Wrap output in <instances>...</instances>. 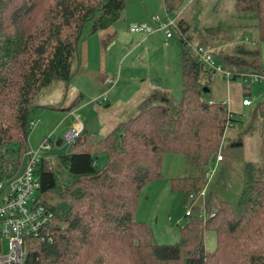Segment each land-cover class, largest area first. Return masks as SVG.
Instances as JSON below:
<instances>
[{"label":"trees","instance_id":"obj_1","mask_svg":"<svg viewBox=\"0 0 264 264\" xmlns=\"http://www.w3.org/2000/svg\"><path fill=\"white\" fill-rule=\"evenodd\" d=\"M126 1L0 0V165L15 166L27 147V124L38 95L53 87L68 93L83 30L89 25L92 34L110 27ZM224 1H214L203 24L192 17L197 24L182 15L187 0H163L176 17L172 38L181 49L182 97L175 101L153 88L138 101L137 114L118 121L101 138L81 131L60 156L68 174L62 186L40 162L39 193L52 191L50 199L56 201H42L53 215L38 236L28 238L24 264H264V100L244 106L250 111L237 138L228 142L238 147L246 136L258 138L259 158L244 164L237 208L208 196L212 216L203 219L199 204H190L180 240L170 245L155 241L150 226L135 219L142 189L161 177L164 154L178 152L197 167L196 174L170 179L171 188L187 199L204 185L206 167L212 168L227 129L239 121L224 101L205 98L203 88L209 91L210 75L217 72L194 48L208 49L213 63L230 72L222 74L226 80L264 67L256 39L247 44L245 36L247 29L254 30L264 41V0ZM113 38L115 33L107 35L106 46ZM225 40L227 48L217 50ZM81 99L78 93L55 108L72 111ZM100 155L106 157L101 166ZM208 228L216 234L212 252L204 248Z\"/></svg>","mask_w":264,"mask_h":264},{"label":"rangeland","instance_id":"obj_2","mask_svg":"<svg viewBox=\"0 0 264 264\" xmlns=\"http://www.w3.org/2000/svg\"><path fill=\"white\" fill-rule=\"evenodd\" d=\"M214 1L187 0L186 3L190 5L186 10H184L185 7L182 8V15L188 16L191 21L195 17L203 24L205 19H209ZM225 2L226 0L224 4ZM124 8L119 19L110 27L96 32L104 40L109 33H115V38L107 44L106 48L99 50L103 59V64L100 58L98 60L99 71L94 75L86 71L84 72L86 77L79 72L71 79L68 97L63 103L64 107L78 93L82 95L80 103L72 111L49 110L42 107L31 110L30 120L35 121L36 124L28 130L27 148L37 150L43 138L51 139V148L44 156V166L55 172L58 186L64 185L68 178L66 168L60 162V156L67 154L71 148L72 141L67 138L68 133L80 130V132L89 133L93 138H101L116 127L118 121L137 114L138 101L146 97L153 88L170 93L175 101L182 97L181 49L176 39L166 40L162 33L157 32L147 35L129 31L132 24L149 23L151 17L163 16L166 10L163 0H127ZM87 31H89V25L81 35H86ZM245 33L247 44H252L256 39L257 46L261 50L260 61L264 66V41L257 40L254 30L252 32L247 29ZM227 43L228 41L225 40L222 44H218L217 50H220L222 46L227 48ZM210 77V89L205 93V98L224 101L239 121L226 131L227 139L221 152L223 160L221 162L214 160L212 168L206 167V182L200 188L205 191V196L197 198L195 202L202 210L200 216L203 219L212 216L206 205L208 196L214 198L213 200L228 201L234 208L238 207V196L244 184V164L246 161L255 162L259 158L258 138L256 134L246 136L244 144L238 147H229L228 142L237 138L242 122L250 111V108L241 104L243 97L249 93L248 97L252 100V105L264 100V86L252 84L248 87L242 76L234 81L226 80L220 73L211 74ZM108 78L116 83L106 85L104 81ZM50 92L51 90H44L35 102L40 104L42 100H46L48 103L57 104L58 91L53 90L51 95ZM58 141H61L60 145L56 144ZM105 160L106 157L100 155L97 162L101 166ZM161 164V177L150 182L141 191L135 219L144 221L150 226L155 241L170 245L180 240L179 229L187 222L185 214L192 203L190 198L185 199L184 192L171 188L170 179L196 174L198 169L178 152L164 154ZM38 196L41 201L47 199L50 204L56 201L50 199L52 191L40 192ZM204 234V248L212 252L216 247L214 229L208 228ZM105 263L115 264V261Z\"/></svg>","mask_w":264,"mask_h":264},{"label":"built area","instance_id":"obj_3","mask_svg":"<svg viewBox=\"0 0 264 264\" xmlns=\"http://www.w3.org/2000/svg\"><path fill=\"white\" fill-rule=\"evenodd\" d=\"M175 18L165 10L163 16L155 15L151 17L149 23L130 25L129 31L147 35L160 32L168 40L174 36L173 32L177 30ZM194 49L202 63L213 68L217 73L226 77L230 76V72L213 63L208 49L202 47ZM243 79L248 87L252 84L264 86V67L260 72L245 74ZM115 83L111 78L105 79L106 85ZM241 104L251 106L252 100L248 96L243 97ZM35 124V121L29 120L27 125L30 128ZM79 133L80 130L70 132L67 138L72 141ZM43 139L37 150H29L26 147L15 166L0 165V264H24L27 256L28 238L38 236L53 215L38 196L41 186L38 167L40 162L45 160L44 156L51 148V139L49 137ZM222 160V154H217L216 161ZM204 196L203 189H200L196 196L191 194L189 197L192 200L191 205L196 202L197 198H204ZM191 205L187 215L192 213Z\"/></svg>","mask_w":264,"mask_h":264},{"label":"crops","instance_id":"obj_4","mask_svg":"<svg viewBox=\"0 0 264 264\" xmlns=\"http://www.w3.org/2000/svg\"><path fill=\"white\" fill-rule=\"evenodd\" d=\"M98 31L99 30H97L96 32ZM96 32L90 34L89 31H87L86 35L84 34L83 36L82 35L79 36L77 46H76V52H77L76 58L74 59L73 64H72L74 71H73V75L71 76V79L73 78V76H75L76 73L79 74V72H82L80 74L83 77H86L87 75L84 73L86 71L93 73L92 75H94V73L96 74V72L99 71L98 60L99 58L101 62L103 60L101 58V53L99 54V50L100 48H106V44H105L104 38L97 35L99 33L96 34ZM157 33H160V32H157ZM100 42H101V46H100ZM101 64H103V62ZM71 79H70V84L72 82ZM72 88H73V85H72ZM53 90L58 91L59 100L56 102L57 104H53V103L51 104V103H48V101L46 100H42L40 104H37V106L33 108L42 107V108H46L49 110H57L55 108L57 106L64 107L63 103L66 101V98L68 97L67 96L68 93L63 95L62 88L60 87L51 88V92ZM51 92H50V95H51ZM50 95H48V97H50ZM50 104L51 106H49ZM49 107H52V108H49ZM39 122H41V120H39Z\"/></svg>","mask_w":264,"mask_h":264},{"label":"water","instance_id":"obj_5","mask_svg":"<svg viewBox=\"0 0 264 264\" xmlns=\"http://www.w3.org/2000/svg\"><path fill=\"white\" fill-rule=\"evenodd\" d=\"M203 91H204V93H207L208 92V89L207 88H203ZM60 143H61V141H58L56 144L57 145H60Z\"/></svg>","mask_w":264,"mask_h":264}]
</instances>
